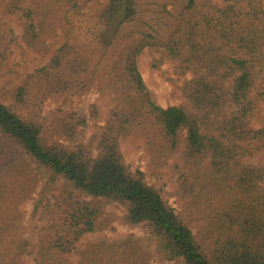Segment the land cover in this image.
Wrapping results in <instances>:
<instances>
[{"label":"trees","instance_id":"obj_1","mask_svg":"<svg viewBox=\"0 0 264 264\" xmlns=\"http://www.w3.org/2000/svg\"><path fill=\"white\" fill-rule=\"evenodd\" d=\"M8 18L48 59L2 90L0 264L32 253L33 264H264V112L252 123L264 107V0H0V64L14 42ZM145 51L152 69L171 62L182 78L179 104L156 102L138 68ZM92 76L112 101L95 153L73 112L49 129L38 121L47 98L83 93ZM130 135L151 168L173 159L182 210L128 170L119 140ZM40 182L33 214L47 206V217L31 246L14 231ZM114 202L127 224L146 225L152 252L132 235L81 244Z\"/></svg>","mask_w":264,"mask_h":264},{"label":"rangeland","instance_id":"obj_2","mask_svg":"<svg viewBox=\"0 0 264 264\" xmlns=\"http://www.w3.org/2000/svg\"><path fill=\"white\" fill-rule=\"evenodd\" d=\"M104 2L105 0H101ZM218 4H223L224 0H213ZM7 24L11 29L13 43L10 47V53L0 64V100L3 103H9L8 97L2 93V90L12 89L19 84L23 77L33 69L43 65L48 56H41L30 49H27L21 41L22 28L15 18H8ZM151 55L145 51L141 54L138 61V68L145 84L153 92L156 102L161 106L179 104L181 99L177 92V84L182 78L177 79L172 74V63L165 62L159 69L150 67ZM190 77V74L187 75ZM179 80V81H177ZM112 107V101L99 88L97 79L92 76L89 79V85L83 93H73L63 96H53L47 98L40 106L38 112V121L45 124L49 129L52 116L63 112H73L84 119V125L81 128L78 140L84 143H91L93 152L96 145V139L100 131V126L105 122L109 109ZM264 107L259 105L258 110L252 120L255 127L262 124ZM23 113H25L23 111ZM55 139H58L55 136ZM66 144L65 141L59 139ZM119 148L123 156L124 163L128 170L133 172L141 170L144 173V181L160 189L163 199L176 210H182L185 200L177 193V174L172 170L173 159L157 169L149 166L148 155L145 149L144 140L137 135H130L119 140ZM254 162V160H253ZM41 182L37 185L32 197L24 201L19 206L21 218L17 228L14 231L19 238L25 239L31 246L37 244V232L46 221V209L38 210L33 214V203L37 198ZM56 190L53 191L55 193ZM51 200V197H49ZM46 208V209H45ZM125 207L119 203H109L104 207L103 216L109 220L108 225L101 231L90 232L83 235L81 244L88 241L100 239L119 240L124 236L132 235L138 238L142 245L147 247L148 251H153L152 244H149L148 231L144 223L130 225L124 220ZM33 253L22 257V264H33ZM76 258L73 257L72 261ZM150 264H169L166 261L158 259L151 260ZM179 264H183L180 262Z\"/></svg>","mask_w":264,"mask_h":264}]
</instances>
